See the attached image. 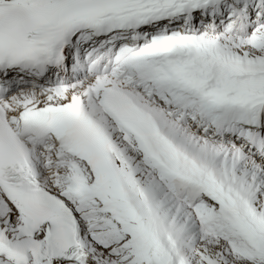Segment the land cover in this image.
Masks as SVG:
<instances>
[{"label": "snow or ice", "instance_id": "obj_1", "mask_svg": "<svg viewBox=\"0 0 264 264\" xmlns=\"http://www.w3.org/2000/svg\"><path fill=\"white\" fill-rule=\"evenodd\" d=\"M0 264H264V0H0Z\"/></svg>", "mask_w": 264, "mask_h": 264}]
</instances>
